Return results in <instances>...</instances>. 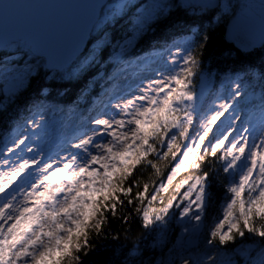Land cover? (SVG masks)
I'll return each instance as SVG.
<instances>
[{
  "label": "snow or ice",
  "instance_id": "1",
  "mask_svg": "<svg viewBox=\"0 0 264 264\" xmlns=\"http://www.w3.org/2000/svg\"><path fill=\"white\" fill-rule=\"evenodd\" d=\"M21 98L0 264H264V0H0V112ZM110 216L129 226L101 260Z\"/></svg>",
  "mask_w": 264,
  "mask_h": 264
},
{
  "label": "trees",
  "instance_id": "2",
  "mask_svg": "<svg viewBox=\"0 0 264 264\" xmlns=\"http://www.w3.org/2000/svg\"><path fill=\"white\" fill-rule=\"evenodd\" d=\"M180 29H181V25H176V27L174 29H157L156 33L154 35H152L151 37H149L148 39H146L145 41H143L140 45L141 49H147L149 47L152 46V44L155 42L157 44H163L165 40H171V39H175L179 34H180ZM223 42H227L226 40V26H225V33L222 34L220 29L217 27L216 31L213 33V41H212V48H218ZM207 63V62H206ZM231 60H224V59H218L216 60L213 64H212V70L213 71H219V66H223L225 64H230ZM198 76L194 79L193 84L195 85V89L197 86V80H198ZM75 92V88H70L68 96L73 95ZM67 96L65 97V99L67 100ZM24 99L25 98H21V100L13 105L7 112H0V132H2L5 128V126L7 125V123L9 122L10 119H12L19 111V109L21 107H23L24 104ZM179 155V154H177ZM149 159H156L155 156L150 155ZM161 164V170L162 172L166 175L167 172L169 171L172 163H174L171 160V157H169L167 160L159 162ZM152 169L151 168H147L144 171V178H147L148 174L151 173ZM219 200V204L223 203V199L222 197L218 198ZM219 204L217 206V211H219ZM135 215V214H134ZM129 225L124 224L122 221H119V217H109V223H107L105 225V228L107 229V233L106 235H101L100 237H96L94 234H92V243L99 246V245H104V247L100 248V259L103 260L107 257H110L113 253V250L116 249L117 251H119V244L122 242L121 241H114L112 240L110 237L112 235L113 231H120L121 232V237L123 239V234H124V230H126L128 228ZM133 231L139 235L143 229L140 228L139 225V221L134 220L133 221ZM179 227L177 226L173 232L168 233L167 237H166V245L167 247L171 246V242L179 236ZM107 237V238H106ZM166 250V248H165ZM157 255L160 252V249L156 250ZM151 251H149V255H151ZM61 264H72V262L70 261H62Z\"/></svg>",
  "mask_w": 264,
  "mask_h": 264
},
{
  "label": "rangeland",
  "instance_id": "3",
  "mask_svg": "<svg viewBox=\"0 0 264 264\" xmlns=\"http://www.w3.org/2000/svg\"><path fill=\"white\" fill-rule=\"evenodd\" d=\"M198 82H197V86H196V89L195 90H197V91H199V88H200V77L198 78V80H197ZM191 130V129H190ZM6 155V154H5Z\"/></svg>",
  "mask_w": 264,
  "mask_h": 264
},
{
  "label": "water",
  "instance_id": "4",
  "mask_svg": "<svg viewBox=\"0 0 264 264\" xmlns=\"http://www.w3.org/2000/svg\"><path fill=\"white\" fill-rule=\"evenodd\" d=\"M227 30V29H226ZM227 40V39H226Z\"/></svg>",
  "mask_w": 264,
  "mask_h": 264
}]
</instances>
